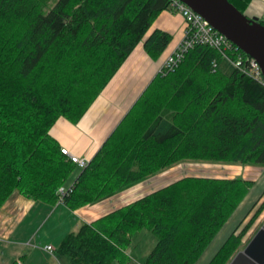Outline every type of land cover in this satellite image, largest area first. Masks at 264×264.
Listing matches in <instances>:
<instances>
[{"label": "trees", "instance_id": "1", "mask_svg": "<svg viewBox=\"0 0 264 264\" xmlns=\"http://www.w3.org/2000/svg\"><path fill=\"white\" fill-rule=\"evenodd\" d=\"M253 1L229 0L242 13ZM164 11L171 0H0V208L16 192L56 206L73 176L61 203L75 211L180 163L264 167V84L209 46L159 73L85 168L51 136L61 118L81 121L140 43L163 56L172 35L149 32ZM254 185L185 177L81 224L55 253L129 264L147 229L157 243L144 264H197ZM263 212L254 205L209 264H229Z\"/></svg>", "mask_w": 264, "mask_h": 264}, {"label": "crops", "instance_id": "2", "mask_svg": "<svg viewBox=\"0 0 264 264\" xmlns=\"http://www.w3.org/2000/svg\"><path fill=\"white\" fill-rule=\"evenodd\" d=\"M244 14L249 18L260 19L264 14V0H254ZM185 28L186 22L180 13L175 11L161 13L153 23L149 34L159 29L172 35V42L163 56L159 60H153L146 53L144 44L140 43L81 121L73 124L61 118L52 128L51 136L72 155L90 161L159 74L167 57L181 43ZM190 164V162L177 164L107 200L75 211L61 202L56 206H49L29 200L18 192L14 193L0 208V264H58L59 262L63 264L62 260H67V257L59 255L54 257L44 248L52 246L56 249L62 240L81 224L93 223L188 176L242 178L255 182L248 196L229 220L234 222L236 219L230 236L245 220L253 206L264 202V167L219 163L225 170L214 173L213 176L206 175L207 171H203L205 175L196 174L195 170L190 169L192 166ZM75 177L71 179L70 186L65 185L66 188L71 187ZM214 241L211 246L214 245ZM224 243L219 245L214 250L215 254L208 259L209 249L206 250L197 264H209Z\"/></svg>", "mask_w": 264, "mask_h": 264}, {"label": "water", "instance_id": "3", "mask_svg": "<svg viewBox=\"0 0 264 264\" xmlns=\"http://www.w3.org/2000/svg\"><path fill=\"white\" fill-rule=\"evenodd\" d=\"M206 19L243 53L254 59L264 76V25L249 18L229 0H180ZM229 264H264V224Z\"/></svg>", "mask_w": 264, "mask_h": 264}, {"label": "built area", "instance_id": "4", "mask_svg": "<svg viewBox=\"0 0 264 264\" xmlns=\"http://www.w3.org/2000/svg\"><path fill=\"white\" fill-rule=\"evenodd\" d=\"M171 9L183 16L186 22V28L181 43L171 55L167 57L160 73L165 74L166 72L174 71L180 66L190 50L196 46L202 45L217 50L225 56L234 67L238 68L249 77L264 84V76L259 64L245 53V56L239 54V51L241 50L224 35L216 31L206 19L180 0H171ZM62 151L64 154L72 158L73 162L78 164L81 169L85 168L89 163L88 160L74 156L66 149H63ZM68 190L69 188L66 187H61L59 189L58 193L62 199ZM44 249L52 256L56 257L55 249L52 246H46ZM58 264L61 263L59 262Z\"/></svg>", "mask_w": 264, "mask_h": 264}, {"label": "rangeland", "instance_id": "5", "mask_svg": "<svg viewBox=\"0 0 264 264\" xmlns=\"http://www.w3.org/2000/svg\"><path fill=\"white\" fill-rule=\"evenodd\" d=\"M255 18V17H254ZM160 73V72H159ZM192 166H190V169L195 170L196 174H204L203 171H207L205 174L207 175H213L214 173H219L220 171H224L225 169L220 166V164H207V162H190ZM192 163H198V165H193ZM88 165V164H87ZM80 169V168H79ZM77 171H79L77 169ZM76 171V172H77ZM204 174V175H205ZM71 179L68 183H66V186H70ZM59 202H62L61 200ZM236 221V219H235ZM235 221L232 222V220L226 225V227L222 230L221 233L218 234L217 238L214 241L213 246H209L207 248V259L213 254H215V249L224 243V240L230 236V233L234 228L232 229L233 225L235 224ZM264 224V212L260 216V218L257 220L255 225L251 228V230L246 234L244 240H243V247L241 250H244L245 247L248 245V243L252 240V238L255 236V234L260 230V228ZM157 243V239L155 235L147 229H143L142 231L138 232L133 240L132 243L128 249V254L131 257V261L129 264H144L145 260L148 258L149 254L152 252V250L155 248ZM213 243V242H212ZM63 264H70L69 259L67 258L62 260ZM69 262V263H68ZM113 264H118L117 262Z\"/></svg>", "mask_w": 264, "mask_h": 264}, {"label": "bare ground", "instance_id": "6", "mask_svg": "<svg viewBox=\"0 0 264 264\" xmlns=\"http://www.w3.org/2000/svg\"><path fill=\"white\" fill-rule=\"evenodd\" d=\"M194 11V10H193ZM174 12V11H173ZM230 41V40H229ZM231 42V41H230Z\"/></svg>", "mask_w": 264, "mask_h": 264}]
</instances>
